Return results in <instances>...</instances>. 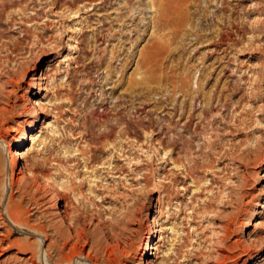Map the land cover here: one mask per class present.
Returning a JSON list of instances; mask_svg holds the SVG:
<instances>
[{
	"label": "rangeland",
	"instance_id": "1",
	"mask_svg": "<svg viewBox=\"0 0 264 264\" xmlns=\"http://www.w3.org/2000/svg\"><path fill=\"white\" fill-rule=\"evenodd\" d=\"M160 2L0 0V264H264V0Z\"/></svg>",
	"mask_w": 264,
	"mask_h": 264
},
{
	"label": "bare ground",
	"instance_id": "2",
	"mask_svg": "<svg viewBox=\"0 0 264 264\" xmlns=\"http://www.w3.org/2000/svg\"><path fill=\"white\" fill-rule=\"evenodd\" d=\"M159 4H163V3H161L160 2V0H159ZM166 7H168V5L166 6ZM156 9V8H155ZM158 9V8H157ZM167 9V8H166ZM159 10H161V8L159 9ZM27 73V71L25 72V74ZM10 81H8L7 82V84H9V83H12V82H14V79H9ZM26 97V96H25ZM23 95H21V100H23L24 102H26V104L29 106V107H32L33 106V103H32V101H31V99H30V97L29 96H27L26 98H25ZM23 103V102H22ZM35 104H36V102H35ZM39 105V104H38ZM37 105V106H38ZM27 107V106H26ZM29 109V108H28ZM100 115H102V114H100ZM103 117V116H102ZM36 121V120H35ZM38 121V120H37ZM34 124V123H33ZM32 127V125L30 124V125H28V129H30ZM26 128V129H27ZM16 135L15 136H17V133H15ZM13 135V134H12ZM25 139V131H24V133H23V135L22 136H20L18 139H16V141L13 143V144H7L6 145V149H7V155H8V162L9 163H7V165H9V166H11L12 168H14V169H16V171L15 172H13V171H11V173L9 174V178H6V180H5V183H4V191H6L7 190V186L8 187H10L16 180L18 181V180H22V179H26V178H29V179H32V180H34L35 179V173L33 174V169L31 170V167H29V166H27V163L26 162H22L21 161V159L22 160H24L23 158H24V156L22 155V152H20L21 151V149H20V144L23 142V140ZM30 139H31V137H30ZM1 142H4V139H1L0 140ZM22 145V144H21ZM24 154V153H23ZM6 162V161H5ZM5 165H6V163H5ZM14 175H15V177H14ZM52 188V187H51ZM47 189V188H46ZM48 192H50V194H51V196H52V198L54 199V203L53 204H55V205H57L56 204V199H57V193H55L52 189H50L49 188V190H48ZM54 206V205H53ZM55 208H56V206H55ZM57 210L58 211H56V212H58V214H59V216H60V218L62 219V218H64V216L66 215L65 214V212H64V209L62 208L61 209V207H57ZM17 211L15 210L14 211V213L11 215V214H8V219H9V221L11 222V223H18V220H17ZM155 220V219H154ZM62 222V221H61ZM154 223V225H153V227H152V230H151V235H150V237H147V239H146V241H145V243H144V245L142 246V248H141V252H140V254H139V259L140 260H143V261H145V262H149L150 260L148 259V257L152 254L151 253V250H152V248H153V246H152V238L154 237V233L157 231L156 229H155V224H156V221H154L153 222ZM67 224L68 225H70L71 224V222H70V220L68 219L67 220ZM69 229H71V228H68V230ZM60 230V229H59ZM68 232V231H67ZM70 232V231H69ZM60 234L62 235V232H60ZM64 235V234H63ZM61 237V236H60ZM57 243V242H56ZM62 245H63V247H65V248H67L68 247V241H64L63 243H62ZM113 246V245H112ZM116 247V246H115ZM64 248V249H65ZM67 251V250H66ZM45 252H46V250H45ZM61 252H62V250H61ZM60 252V253H61ZM68 252H71V249H69L68 248ZM59 255V254H58ZM50 257V256H49ZM84 259L86 260V261H88L89 262V264H97V263H95V262H92V261H89L88 260V257H84ZM75 260H80V258H78V257H76L75 258ZM75 262V261H74ZM72 264H73V262H72Z\"/></svg>",
	"mask_w": 264,
	"mask_h": 264
}]
</instances>
